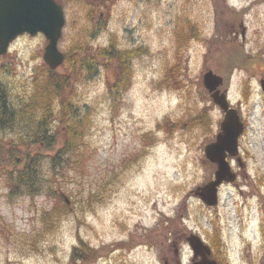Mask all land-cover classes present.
<instances>
[{"label": "rangeland", "instance_id": "374dc122", "mask_svg": "<svg viewBox=\"0 0 264 264\" xmlns=\"http://www.w3.org/2000/svg\"><path fill=\"white\" fill-rule=\"evenodd\" d=\"M60 3L66 18L58 45L63 54L83 46L95 54L111 42L119 51L138 52L129 62V89L115 105L106 91V71L89 76L81 70L72 80L74 105L86 121L90 164L80 176L59 177L58 199L64 194L70 209L49 223L50 229L41 214L57 199L9 196L0 179V264H75L71 249L78 237L100 252L89 264H161L158 251L178 236L177 230H190L209 245L213 225L220 230L223 264H264V198L259 199L264 193V96L258 86L264 78V0ZM186 21L197 25L198 38L184 47L178 38ZM9 46L0 56V82L15 99L30 91L33 75L44 64L46 40L41 34L22 35ZM237 53L243 54L238 63ZM179 64L183 89L161 88L164 70ZM207 70L224 78L228 100L245 120L239 137L244 167L232 162L237 179L219 188L212 209L193 196L213 177L203 150L223 117L203 89ZM203 106L209 109V131L158 128L167 118L187 119ZM0 136L3 141L19 138L9 132ZM146 241L154 245L143 246ZM182 249L186 262L189 255Z\"/></svg>", "mask_w": 264, "mask_h": 264}, {"label": "trees", "instance_id": "16d2710c", "mask_svg": "<svg viewBox=\"0 0 264 264\" xmlns=\"http://www.w3.org/2000/svg\"><path fill=\"white\" fill-rule=\"evenodd\" d=\"M184 24L180 28L181 35L178 42L185 47L190 43L188 39L198 38V30L194 22L186 21ZM84 50L87 54L79 57L78 53ZM91 51L92 49L84 46L72 48L70 53L65 54L67 65H62L64 69L62 73L43 64L33 75L30 91L15 99L11 98L9 87L0 82V132H9L14 136L17 134L19 137L17 140L10 137L8 141L6 139L3 141L0 136V179L3 180L9 196L24 193L30 198L46 195L57 199L51 209L43 210L41 214L47 230L51 228L49 223L59 219L70 209L58 199L59 177L68 173H72L73 177L80 176L90 164L85 156L86 121L81 120L74 105L72 80L81 73V70L89 76L96 75L100 69L106 71L109 76L104 82L106 91L112 105H115L129 89L132 75L129 72V62L131 56L138 52V50L119 51L115 42L96 49L97 54ZM237 55H239L236 59L238 63L243 54L237 53ZM228 63L233 66L231 59ZM179 66L180 64L172 65L164 70L163 79L158 83L161 88L183 89L184 84L178 81L181 73ZM208 111V107L203 106L194 116L187 119L172 122L167 118L158 128L169 133L179 130L190 131L194 127L209 131L211 119ZM213 227L215 236L212 243L217 256L220 255L222 243L220 231L214 225ZM80 238H77V245L71 249V260L75 264H89L99 256L100 252L89 248ZM115 247L120 248V244H115ZM221 261L224 262L222 259Z\"/></svg>", "mask_w": 264, "mask_h": 264}, {"label": "water", "instance_id": "95a60500", "mask_svg": "<svg viewBox=\"0 0 264 264\" xmlns=\"http://www.w3.org/2000/svg\"><path fill=\"white\" fill-rule=\"evenodd\" d=\"M65 22L63 7L56 0H0V56L7 53L8 45L17 36L25 33L35 36L40 33L47 41L42 54L44 63L50 69L58 68L64 61V54L60 51L58 43ZM202 82L213 103L223 113L215 139L204 146L206 159L215 165L213 179L193 191L201 202L212 208L218 203V187L222 183L235 181L236 175L230 170L227 158H236L240 163L237 148L244 126L237 111L230 108L226 97L227 89L222 92L218 89L223 84L222 76L207 70L203 74ZM259 86L264 93V79L260 81ZM60 196L66 204H69L64 194ZM188 242L195 257L201 258L194 264H217L216 261L208 258L210 249L198 236L190 235Z\"/></svg>", "mask_w": 264, "mask_h": 264}, {"label": "flooded vegetation", "instance_id": "af4514ba", "mask_svg": "<svg viewBox=\"0 0 264 264\" xmlns=\"http://www.w3.org/2000/svg\"><path fill=\"white\" fill-rule=\"evenodd\" d=\"M220 90H222V88ZM243 167H244V165H243ZM259 199L261 200L262 198H259ZM177 232H178L177 237H173L169 244H164L165 246L160 247V249L158 251V255H157L159 260H160V263L161 264H194V262H196V259L193 258L192 253H191L188 245L185 244L187 241V238L192 233V231L177 230ZM167 238H168V236H167ZM129 242L134 243V237L130 236L128 243ZM209 243L211 244L210 240H209ZM148 245L152 247V245H154V244H152L151 241H146V242H144L143 246L147 247ZM183 247H185L186 252L189 255L186 262H182V259H181V256L183 255L182 254V251H183L182 248ZM165 250H167V251L165 252ZM214 252L212 253L211 258H213L217 261L220 258V256L217 255L218 256L217 257Z\"/></svg>", "mask_w": 264, "mask_h": 264}]
</instances>
